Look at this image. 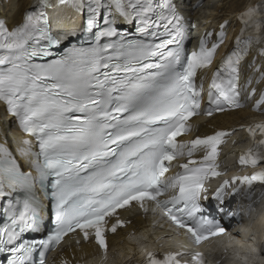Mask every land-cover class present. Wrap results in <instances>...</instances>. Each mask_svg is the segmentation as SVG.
Instances as JSON below:
<instances>
[{
	"label": "snow or ice",
	"instance_id": "1",
	"mask_svg": "<svg viewBox=\"0 0 264 264\" xmlns=\"http://www.w3.org/2000/svg\"><path fill=\"white\" fill-rule=\"evenodd\" d=\"M61 5L77 13L86 11V18L79 44L56 56L52 49L61 40L51 33L47 9ZM113 8L125 22L135 21L140 36L167 39L158 44L126 39L127 33L116 27ZM102 9L106 10L103 23ZM238 18L244 25L242 36L248 28L252 31L246 40L237 38L236 48L213 75L207 94L209 116L226 107L243 106L238 83L241 62L254 46H259L257 55L264 57L261 7H249ZM182 19L173 0H39L13 29L0 20V103L38 142V151L32 150L29 139L23 141L26 148L18 149L21 156L32 157V171L27 172L0 145V198L24 193V199H9L2 208L7 222L0 227V255H6L7 264H48L47 253L77 232L85 241L93 236L107 259L105 232L123 227L118 210L134 203L148 212L151 202L153 213L166 217L197 245L226 231L198 213L202 212L199 201L208 192L206 181L221 175L217 146L228 133L218 131L190 143H178L177 137L190 131L188 121L198 114L203 84L197 87L195 77L211 65L224 43L228 21L220 25L211 47L208 40L213 33L208 32L200 39L199 50L184 57ZM260 78L264 79V72ZM254 94L253 89L246 98ZM261 104L264 92L256 107ZM247 131L257 146H264V123ZM200 149L203 158L191 159ZM184 155L190 159L180 165L183 171L165 178L172 162ZM261 162L264 150L239 157L240 165L253 168ZM48 181L53 227L42 239L20 242L22 233L41 231L44 218L35 189L39 184L43 190ZM256 183L264 186V167L251 175L225 179L215 189V197L223 202L230 184L251 188ZM239 191L233 188V193ZM169 192L174 194L161 199ZM224 215L238 213L228 210ZM113 217L115 222L106 228ZM186 256L190 264H204L200 253L183 249L162 256L149 251L145 264H189L183 260Z\"/></svg>",
	"mask_w": 264,
	"mask_h": 264
},
{
	"label": "bare ground",
	"instance_id": "2",
	"mask_svg": "<svg viewBox=\"0 0 264 264\" xmlns=\"http://www.w3.org/2000/svg\"><path fill=\"white\" fill-rule=\"evenodd\" d=\"M33 4L34 0H0V17L4 18L9 26H17L22 23L24 14L33 7ZM176 4L185 21L193 26L199 34L210 30L212 32L220 30V25L224 21H228L226 25L227 40L224 46L219 49L217 59L228 53V50L232 47H236L238 37H240L241 41L247 39V31L243 36L241 35L243 25L238 18L240 12L248 7L256 6H260L261 10L264 11V0H176ZM72 18L73 20L70 23L73 25L77 24L78 17L73 15ZM258 47H252L250 55L242 66L243 99L246 100L247 107L240 110L223 112L206 119L199 118L195 121V130L198 135H207L218 129H236L235 135L238 136L237 140L233 142L235 144H231L223 151L222 159L225 164L232 162L231 154L233 156L234 151L231 150V147L243 141L245 132L240 127L250 123L254 116L258 115L251 110V107L259 99L260 92L264 90V79L260 78L261 73L264 72V57L257 55ZM257 68H259V71L256 70ZM213 69L214 67L211 68V70ZM249 78H251V83H248ZM253 89L256 93L251 98H246L248 93L252 92ZM235 138H231V142ZM23 140L24 136L19 131L14 118L8 116L5 106L0 103V144H4L11 149L13 154L20 159L22 166L27 168L30 166L29 163L32 157L21 156L18 151L20 148L27 147L23 144ZM199 151L201 154H205L203 149ZM118 217L124 218L126 225L130 221L136 222L138 224V227H136L137 232L151 231L145 235L147 238H166L165 236L171 232L180 235L183 233V231L176 229L166 217H161L159 212L153 213L152 211L144 212L131 209L120 212ZM113 219L115 217L111 219L112 222ZM120 228L124 229L123 227ZM119 231L120 229L118 228L115 233L108 235V240L112 246L111 252L113 253L111 259L117 261L119 264H130L129 260L132 258L131 250L136 246L132 240L133 232L132 230H128L126 233L122 231L119 234ZM121 235L123 241L120 240ZM103 256V252L92 241L71 242L63 245L60 251L52 255L51 264H62V261H69V264H73V260L77 259L79 262L86 263L91 259ZM107 257L110 256L108 255ZM205 261L206 264L211 263V259L207 256H205Z\"/></svg>",
	"mask_w": 264,
	"mask_h": 264
},
{
	"label": "clouds",
	"instance_id": "3",
	"mask_svg": "<svg viewBox=\"0 0 264 264\" xmlns=\"http://www.w3.org/2000/svg\"><path fill=\"white\" fill-rule=\"evenodd\" d=\"M234 211L239 220L222 235L197 245L182 234L171 243L178 249L198 252L203 258L220 255L227 264H264V192L256 193L244 186L238 193Z\"/></svg>",
	"mask_w": 264,
	"mask_h": 264
}]
</instances>
